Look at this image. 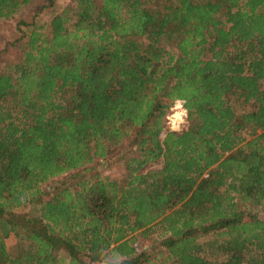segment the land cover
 <instances>
[{
	"label": "trees",
	"instance_id": "obj_1",
	"mask_svg": "<svg viewBox=\"0 0 264 264\" xmlns=\"http://www.w3.org/2000/svg\"><path fill=\"white\" fill-rule=\"evenodd\" d=\"M64 2L0 53V264H264V0Z\"/></svg>",
	"mask_w": 264,
	"mask_h": 264
},
{
	"label": "rangeland",
	"instance_id": "obj_2",
	"mask_svg": "<svg viewBox=\"0 0 264 264\" xmlns=\"http://www.w3.org/2000/svg\"><path fill=\"white\" fill-rule=\"evenodd\" d=\"M65 0H56L55 5L52 6H46L43 1L36 2L33 5H26L24 6L20 11H18L16 14L12 15L9 18H3L0 19V53L5 56L4 58H11L18 56V52L20 48L22 47V38L20 36L21 29L19 27V23L22 22V19L29 20L33 17V14H36V17L43 20L46 23H49V20L54 12H56L60 5ZM179 101H176L172 108L170 109L169 114L167 115V124L168 126L172 128V122L176 115V113L186 110L183 106V102H179L181 104V108H177L176 104ZM187 110L186 115L182 117L183 123L180 124V129L186 126L187 124ZM102 159L97 158V168L102 172L104 175H110L115 178H123L124 177V168L118 165L117 163L113 166L106 167L105 165H102L100 163ZM59 177V176H57ZM56 177V178H57ZM51 183V179L47 180L43 183V186L46 187ZM260 211V214L264 215V209H261L257 207ZM19 211L23 210H29L30 205L29 203H25L17 208ZM8 250L11 254H17L19 250V237L15 234L10 235L6 239ZM99 264H106V262L102 261Z\"/></svg>",
	"mask_w": 264,
	"mask_h": 264
},
{
	"label": "clouds",
	"instance_id": "obj_3",
	"mask_svg": "<svg viewBox=\"0 0 264 264\" xmlns=\"http://www.w3.org/2000/svg\"><path fill=\"white\" fill-rule=\"evenodd\" d=\"M177 108H181V104L178 102L176 104ZM186 115V110L180 111L178 113H176L173 122H172V128L175 131H179L180 130V124L183 123V119L182 117Z\"/></svg>",
	"mask_w": 264,
	"mask_h": 264
},
{
	"label": "built area",
	"instance_id": "obj_4",
	"mask_svg": "<svg viewBox=\"0 0 264 264\" xmlns=\"http://www.w3.org/2000/svg\"><path fill=\"white\" fill-rule=\"evenodd\" d=\"M179 102H182V101H179Z\"/></svg>",
	"mask_w": 264,
	"mask_h": 264
}]
</instances>
